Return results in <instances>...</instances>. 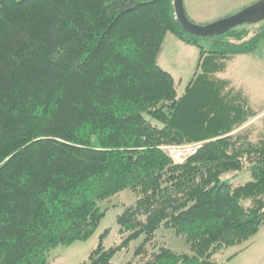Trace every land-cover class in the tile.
<instances>
[{
  "label": "trees",
  "instance_id": "16d2710c",
  "mask_svg": "<svg viewBox=\"0 0 264 264\" xmlns=\"http://www.w3.org/2000/svg\"><path fill=\"white\" fill-rule=\"evenodd\" d=\"M169 33L199 49L182 96L158 63ZM263 40L244 27L189 34L174 0H0V264H51L125 191L136 201L117 218L120 244L106 248L107 231L84 264H116L144 238L142 254L161 228L188 251L162 246L146 264H225L215 256L251 243L264 228V131L254 141L260 113L220 74ZM189 145L181 164L166 151ZM243 171L244 184L223 179Z\"/></svg>",
  "mask_w": 264,
  "mask_h": 264
},
{
  "label": "rangeland",
  "instance_id": "374dc122",
  "mask_svg": "<svg viewBox=\"0 0 264 264\" xmlns=\"http://www.w3.org/2000/svg\"><path fill=\"white\" fill-rule=\"evenodd\" d=\"M260 0H184V6L188 18L199 26H207L219 20L234 16L245 8L259 2ZM252 32L259 33L264 31V21L242 26ZM201 44L207 49L211 46V41L203 40ZM264 40L259 45L255 56H263ZM199 55V49L195 46L185 45L173 34L169 33L163 45L158 63L161 68L169 72L175 79L176 88L179 96L185 92L186 86L193 79L196 72V63ZM244 56V55H243ZM241 55L236 56L235 60L229 64L228 71L220 74L221 78H229L235 84L244 82L245 94L248 96L252 107L257 112L264 111V74L258 76L252 74L254 68L251 63L245 59L242 63ZM242 65V70L240 66ZM254 75V76H253ZM257 133L254 135V141L260 138V132L264 131L262 120L256 121ZM198 145H189L183 147H168L166 151L177 164L183 163L197 149ZM234 184H244L251 180L250 175L243 171L241 173H232L223 178ZM136 201V196L130 192H122L110 200L100 204L103 210H106V217L101 222L94 236L86 242H76L70 247H59L48 257L51 264H84L89 254L98 247L101 236L109 231L104 239L106 248H112L120 244L121 237L117 224L118 216L125 207L132 205ZM144 238L132 243L128 250L119 253L115 258L116 264H146L152 256L158 252L160 247L172 249L178 253L188 251L186 240L183 236H178L173 230L161 228L153 244L146 247L145 252L139 254ZM247 247L246 249H244ZM244 249L242 252L240 250ZM235 258L227 263V259L238 253ZM215 260L225 264H264V228L251 243L242 247H236L225 250L215 256Z\"/></svg>",
  "mask_w": 264,
  "mask_h": 264
},
{
  "label": "water",
  "instance_id": "95a60500",
  "mask_svg": "<svg viewBox=\"0 0 264 264\" xmlns=\"http://www.w3.org/2000/svg\"><path fill=\"white\" fill-rule=\"evenodd\" d=\"M175 15L183 30L200 38H213L229 33L245 25H254L264 21V0L245 8L238 14L219 20L207 26L193 23L185 10L184 0H174Z\"/></svg>",
  "mask_w": 264,
  "mask_h": 264
},
{
  "label": "crops",
  "instance_id": "0c3cea01",
  "mask_svg": "<svg viewBox=\"0 0 264 264\" xmlns=\"http://www.w3.org/2000/svg\"><path fill=\"white\" fill-rule=\"evenodd\" d=\"M243 56V55H241ZM236 57H234L233 59H231L229 62H228V65H227V70L226 72L228 71V68H229V64H231L234 60H235ZM242 60V63H244L245 59H248L247 60V63H251L252 64V68H254V72L252 74H254L255 76H258L259 73H262L264 74V57L262 56H255L253 54H250V55H244L243 57H241ZM241 70H242V65L240 66ZM225 72V73H226ZM223 73V74H225ZM253 75V76H254ZM223 79H226L228 81L231 82V84L233 86H235L236 88H239V89H242L243 91H245V86H244V82H240L239 85L235 84L232 80H230L229 78H223ZM264 117V111L260 112V115L259 117H257L256 119H254L251 124H255L256 121L258 120H262V118Z\"/></svg>",
  "mask_w": 264,
  "mask_h": 264
}]
</instances>
